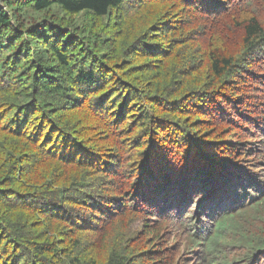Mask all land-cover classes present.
<instances>
[{
	"label": "trees",
	"instance_id": "obj_1",
	"mask_svg": "<svg viewBox=\"0 0 264 264\" xmlns=\"http://www.w3.org/2000/svg\"><path fill=\"white\" fill-rule=\"evenodd\" d=\"M262 54L264 0H0V264H264Z\"/></svg>",
	"mask_w": 264,
	"mask_h": 264
},
{
	"label": "rangeland",
	"instance_id": "obj_2",
	"mask_svg": "<svg viewBox=\"0 0 264 264\" xmlns=\"http://www.w3.org/2000/svg\"><path fill=\"white\" fill-rule=\"evenodd\" d=\"M48 14H49L48 16H52L54 19H59V18L68 19L67 16L59 13L58 11H56L54 9H52V11H50ZM39 16H40V18H43L44 15H39ZM238 31H239V33L242 34L241 30H238ZM262 57L264 58L263 54H262ZM163 228H166V233L165 234L167 235L161 241L163 246H164L163 248L168 249V250H176L177 249L178 250V258H177L176 261H174L173 264H184V261H182L184 259L183 252L190 250V239H189V236L187 235V233H185L184 231L182 232V230H180L178 227L175 228L171 224H166L165 226H163ZM114 229L115 228L111 227L109 229V232L107 233L108 236H110V239L114 238V235H113ZM121 229H123V230L126 229V226L123 225L121 227ZM139 234H138V236H139ZM138 236L136 237L137 241H138ZM131 237H132V235L129 233V237L127 238V240H129ZM143 237L144 236L139 237V239H143ZM132 248L133 247H131V249ZM136 248H137V242H136ZM192 258H194V256H192ZM186 260L189 261V259H186ZM261 262L262 261H260V263ZM188 264H190V263H188Z\"/></svg>",
	"mask_w": 264,
	"mask_h": 264
}]
</instances>
